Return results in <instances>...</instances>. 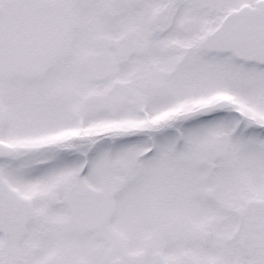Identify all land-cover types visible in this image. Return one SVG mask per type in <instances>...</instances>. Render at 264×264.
Returning a JSON list of instances; mask_svg holds the SVG:
<instances>
[{
  "label": "snow or ice",
  "instance_id": "6c2138e0",
  "mask_svg": "<svg viewBox=\"0 0 264 264\" xmlns=\"http://www.w3.org/2000/svg\"><path fill=\"white\" fill-rule=\"evenodd\" d=\"M0 264H264V0H0Z\"/></svg>",
  "mask_w": 264,
  "mask_h": 264
}]
</instances>
